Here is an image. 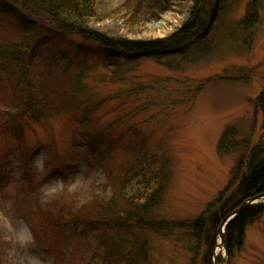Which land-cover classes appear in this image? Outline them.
Listing matches in <instances>:
<instances>
[{
    "label": "rangeland",
    "instance_id": "1",
    "mask_svg": "<svg viewBox=\"0 0 264 264\" xmlns=\"http://www.w3.org/2000/svg\"><path fill=\"white\" fill-rule=\"evenodd\" d=\"M102 1L105 19L96 29L135 41L170 37L190 20L194 7L189 0H172L169 11L162 13L164 0H148L157 12L142 5L141 27L131 34L121 14L128 0ZM211 1V11L216 7L222 13L220 26L225 28L245 18L251 2L259 18L249 33L221 35V48L213 50L211 45L200 60L187 55L162 58V63L148 57L118 60L79 36H50L44 31L36 34L29 69L9 60L2 64L0 107L13 102L12 86L23 79L31 83L25 93L48 104L44 112L49 117L38 124L22 116L17 122L21 138L11 129L0 130V264H107L94 258L96 243L83 226L73 228L75 241L50 227L61 204L98 222L100 216L89 203L113 196L111 183L88 147L99 148L103 163L121 178L144 152L155 165L168 160V184L154 209L159 221L196 220L227 189L238 156L219 154L223 134L232 128L235 143L247 140L251 146L264 135V114L256 106L264 93V0ZM130 4L135 8V0ZM6 31L9 35L3 36L0 29V37L15 35ZM89 109L87 123H81L80 112ZM26 173L33 181L24 180ZM128 180L125 191L137 196L141 179L133 173ZM49 214L55 215L46 220ZM245 238L234 256L227 258L223 249L218 250L219 264H264V215L247 228ZM144 239L147 264L192 261L189 243L177 244L162 231L148 232ZM212 261L215 264L214 256ZM201 263L202 259L197 264Z\"/></svg>",
    "mask_w": 264,
    "mask_h": 264
},
{
    "label": "trees",
    "instance_id": "2",
    "mask_svg": "<svg viewBox=\"0 0 264 264\" xmlns=\"http://www.w3.org/2000/svg\"><path fill=\"white\" fill-rule=\"evenodd\" d=\"M131 1L128 0L121 8V14H124L122 18L127 22V32L135 34L142 24L140 21L142 5L146 4L155 13L157 6L155 3L150 4L148 0H135V8H129ZM171 1L164 0L167 7L162 13L169 11ZM189 1L194 4L191 18L175 34L157 41H135L128 36L113 38L108 33L96 29V24L105 19L101 12L102 0H0V29L3 32L1 34L9 35L6 30H11V34L15 33L10 39L0 37V76L4 72L2 64L7 60L15 65L24 63L27 69L30 68L34 56H30L29 52L34 49L36 34L39 35L44 31H49L50 36L55 34L79 36L86 42L105 48L112 58L118 60L125 57L137 61L142 57H148L162 63V58L177 55L178 57L187 55L192 60L203 59L207 56L211 45L213 50L219 48L223 41L219 38L224 33H230V38L240 36L249 33L257 25L259 12L256 3H250L252 7L248 6L245 18L225 28L223 25L220 26L222 13H219L216 7L211 11V0ZM227 38L225 37L224 40ZM50 65L48 61L46 67L50 68ZM7 75L16 80L14 74ZM81 79V77L78 79L79 82ZM30 86L31 83L24 82L23 79L19 83L17 80L12 86L13 102L5 109L4 105L0 107V130L11 129V132L17 133L21 138L23 134L17 122L22 116L28 115L31 121L38 124L49 117L48 113L44 112V109H49L48 104L45 107L44 101L40 103L34 93H25ZM72 94L77 95V93ZM64 96L65 93L61 97ZM3 100L0 98V102ZM256 106L264 114V93L257 99ZM88 111L90 109L84 113L80 112L78 119L81 123H87L85 114ZM232 136L233 129L228 128L218 143V152L221 156L230 154L238 156L231 174V184L196 220L171 223L159 221L154 215V209L161 204L168 184L167 159L161 161L160 165H155L156 161L148 160L147 153L144 152L143 156H136V163L132 165L130 172L121 178L112 173L114 170L105 163V160L103 163L101 159L105 155L99 148L88 147L91 156H94L93 159L97 158L94 162L104 171L105 177L111 183L110 191L113 192V196L111 199L105 197L103 201H96L97 198L90 200L89 204L92 206L90 210L95 209L98 217L100 216L98 222L78 214L81 212L73 213L72 210L69 211L68 205L61 204L57 207V211H54L55 214L61 213L57 220L50 223V227L59 229V233L65 232L66 236L70 235L69 237L75 241L77 236L73 228L83 226L85 232L90 233L96 243L94 258L107 264L149 263L146 253L149 249L144 237L148 232L161 234V231L164 238L175 240L177 244L189 243L188 251L192 256L190 264H197L200 259H202L201 264H213L218 228L224 217L239 209L252 197L264 193V135L252 146L246 143L247 140L242 145L235 143ZM133 173L141 179L139 182L141 189L137 196L132 197L125 190H127L128 178ZM24 180L33 181L27 173ZM90 194L91 197L95 196L93 192ZM55 214L45 215L46 220ZM263 215L264 203L251 205L228 225L224 239L230 257L242 250L247 228L259 221ZM65 216L68 218V223L63 224ZM100 221L105 225L102 226ZM137 235L141 236L143 241H139Z\"/></svg>",
    "mask_w": 264,
    "mask_h": 264
},
{
    "label": "water",
    "instance_id": "3",
    "mask_svg": "<svg viewBox=\"0 0 264 264\" xmlns=\"http://www.w3.org/2000/svg\"><path fill=\"white\" fill-rule=\"evenodd\" d=\"M260 203H264V193L252 197L251 199H249L248 201L243 203L239 209H237L236 211L229 214V216L227 215L226 217H224V220L222 221L220 227L218 228L219 229L218 235H219L220 243H219L218 247L215 249V253H214L215 254V264H218L217 259H216L218 250L224 249L226 256H229L228 250L226 248V242L224 239L228 225L233 220H235L239 215H241L246 209H248L249 206L255 205V204L260 205Z\"/></svg>",
    "mask_w": 264,
    "mask_h": 264
}]
</instances>
